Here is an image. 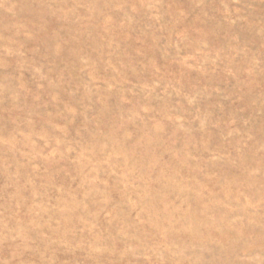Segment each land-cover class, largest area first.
<instances>
[{
	"label": "rangeland",
	"instance_id": "1",
	"mask_svg": "<svg viewBox=\"0 0 264 264\" xmlns=\"http://www.w3.org/2000/svg\"><path fill=\"white\" fill-rule=\"evenodd\" d=\"M0 264H264V0H0Z\"/></svg>",
	"mask_w": 264,
	"mask_h": 264
}]
</instances>
